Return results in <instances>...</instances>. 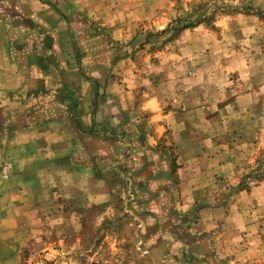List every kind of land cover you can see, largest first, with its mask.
Segmentation results:
<instances>
[{
  "label": "rangeland",
  "instance_id": "1",
  "mask_svg": "<svg viewBox=\"0 0 264 264\" xmlns=\"http://www.w3.org/2000/svg\"><path fill=\"white\" fill-rule=\"evenodd\" d=\"M39 2L48 5L40 16L50 12L76 43H63L64 55L45 44L34 62L78 74L76 46L84 77L109 85L95 99L112 107L115 96V117L130 120L137 145L158 159L137 150L128 168L120 139L87 141L103 151L99 163L115 164L114 177L103 170L102 181L82 180V203L56 195L42 205L17 264H264V0ZM0 5L11 20H26L23 0ZM165 121L177 129L169 144L167 124L157 133ZM177 151L206 154L182 161ZM185 163L194 170L179 172ZM184 180L203 188L191 194L202 200L183 203ZM101 188L108 193L95 195Z\"/></svg>",
  "mask_w": 264,
  "mask_h": 264
},
{
  "label": "crops",
  "instance_id": "2",
  "mask_svg": "<svg viewBox=\"0 0 264 264\" xmlns=\"http://www.w3.org/2000/svg\"><path fill=\"white\" fill-rule=\"evenodd\" d=\"M23 3L25 16L22 17H26L25 21H18V18L11 20L0 5V169L5 162L10 163L6 178L2 177L0 170V264H17L29 236L38 233H35L34 227L41 220L42 205H49L56 195L65 196L68 202L77 198L82 203L78 196L79 188L84 184L82 180L94 177L96 183L102 181L96 173L103 170L111 172L109 179L114 177L115 164L106 167L99 163L103 151L100 147L88 145L87 141L120 139L129 145L126 156L128 168L136 166L131 157L134 158L137 150L152 151L153 158L158 159L154 148L137 145L133 130L126 128L134 127L130 120L115 117V96L110 99L112 107L102 106L104 102L95 99L101 89L108 92L109 85H102L103 77L93 74L84 77L83 61L81 56L77 58L76 46L74 52L78 66L73 70L79 71L78 74L66 67L55 73L47 67L48 60L45 63L40 59L38 63L34 62V55L37 56L39 48L41 50L45 44L47 49L54 48L64 55L66 51L61 50V45L65 42L75 44L76 39L70 36L69 30L61 29L59 19L49 17L50 12L40 16L39 11L48 9V5L41 4L39 0H23ZM51 14L54 17L58 13L55 10ZM44 27L47 32H54L52 38L40 39V35L36 34ZM72 75L79 78L78 84H73ZM57 77L62 80L59 85L54 83ZM87 86L95 91L90 99L82 93V90L89 91ZM55 96L58 101L52 100ZM156 124L158 137L162 136V128L167 124L170 129V133L166 134L167 143H171L177 129H172L166 121ZM149 137V143L155 142L151 135ZM177 152L182 161L185 154L191 157H197L202 152L206 154V151H197L195 156L189 151ZM194 166L199 169L197 163ZM123 169L126 167L123 166ZM193 170V165L185 163L179 172ZM186 183L187 180L182 181L189 188V197L185 195L183 203L199 202L203 197L198 199L191 194L195 191L199 193L203 188L196 185L192 189L193 186L189 187ZM108 191L101 188L95 195H105ZM206 213L203 211L201 216L206 217ZM208 225L211 228L210 223Z\"/></svg>",
  "mask_w": 264,
  "mask_h": 264
}]
</instances>
